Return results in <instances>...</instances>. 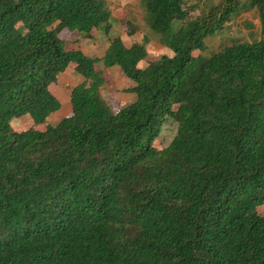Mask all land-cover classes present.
<instances>
[{"label": "trees", "instance_id": "1", "mask_svg": "<svg viewBox=\"0 0 264 264\" xmlns=\"http://www.w3.org/2000/svg\"><path fill=\"white\" fill-rule=\"evenodd\" d=\"M140 4L122 12L138 36L125 48L109 0H0V264H264V0ZM251 10L256 37L200 56ZM63 30L108 47L66 50ZM150 38L172 56L138 68ZM112 66L133 95L122 107L102 94L97 67ZM66 71L70 110L50 124Z\"/></svg>", "mask_w": 264, "mask_h": 264}, {"label": "rangeland", "instance_id": "2", "mask_svg": "<svg viewBox=\"0 0 264 264\" xmlns=\"http://www.w3.org/2000/svg\"><path fill=\"white\" fill-rule=\"evenodd\" d=\"M126 1L129 0H112V11L116 10L117 7L115 4L118 5H124ZM190 1V0H189ZM193 1V0H192ZM218 0H212V4L216 3ZM133 14L138 17L140 15V12L142 13V8L140 4V0H132L130 4ZM137 23H140V20H137ZM257 27L258 23L256 20V15L253 10L251 11H246L242 12L233 19H231L228 23L225 24L224 28L217 32L212 38L205 39V50L200 54L202 57H207L210 56L213 52H216L217 50L221 49L224 44H227V38L230 37L231 39L238 38L240 40H245L246 38L250 37L249 33H253L255 37L257 36ZM119 30L121 32L124 31L122 24L119 25ZM124 33V32H123ZM249 34V35H248ZM248 35V36H247ZM142 36V34L140 35ZM60 38H63V41H68L70 39V34L63 33L60 35ZM149 38V36H148ZM152 38H150L151 40ZM149 40V39H148ZM104 42H107L108 39L106 40L103 38ZM149 43V41H148ZM95 46V45H91ZM153 53H157L156 51H152ZM91 55H100V53H90ZM198 55V52H194L193 54ZM160 56V55H159ZM159 56H156L152 53L149 54L148 60H155ZM100 71H102L104 68L102 67H97ZM104 84L103 88L105 89V92L103 91L102 94H105V97H108L111 100H114V103L111 104L113 106H120L121 101H116L118 98L117 94H126L123 93V89L127 86L126 80L119 74L116 73L114 77L112 75L110 77L103 76ZM75 79V74L72 73L71 71H66L64 74H60L57 77L56 83L50 87V92L52 95H54L56 98L59 99L61 105L60 108V115L59 112L54 115V116H49L47 118L48 123L54 124L57 122L61 116H64L68 112V92L69 88L72 84H76L78 80ZM126 103V101L124 102ZM123 103V104H124ZM32 122L28 120L26 117H21V118H13L10 120L9 125L10 128L14 131H21L23 129H27ZM43 125H40L39 128L42 129ZM172 125L165 124L162 129L160 130V133L158 135V138L153 141L152 145L156 150H160L163 148L171 139L172 137ZM256 212L259 215L264 214V206L258 207L256 209Z\"/></svg>", "mask_w": 264, "mask_h": 264}, {"label": "crops", "instance_id": "3", "mask_svg": "<svg viewBox=\"0 0 264 264\" xmlns=\"http://www.w3.org/2000/svg\"><path fill=\"white\" fill-rule=\"evenodd\" d=\"M109 1L112 3V0H109ZM131 1L132 0L126 1V3L124 5H118V2H117V4L114 3V5H116V7L118 9H117V11L114 10V15H113L114 20H113L112 28L108 34V36H110V37H115V36L119 37L122 45L125 48H128L131 45V43L134 42L138 38V36H136L137 34H135V35L133 34L132 36H126L123 32H121V30H119L122 12H123V10H126L125 7L127 5L131 4ZM123 19H125V18H123ZM63 33L70 34V39L68 41H63L64 48L66 50H79L84 55H86L90 58H101V56L104 55V52L108 47V41L107 42L103 41V38H105L107 40V37L105 35H103L102 33H100L99 31H95L92 33L91 40L84 39V38L80 37L76 32H68L66 30L61 31L59 36L62 35ZM61 39H63V38H61ZM91 45H95V46H91ZM145 49H146L145 58L137 63V67L141 68V69H143L146 66L147 62L152 61V60H148V56L150 53H152L156 56H159V55H165L168 57L172 56V52L170 50L159 45L158 42L155 40H150L149 43L146 44ZM153 50L156 51L157 53H153L152 52ZM90 53H100V55L99 56L98 55L93 56ZM116 73L120 74L118 67L112 66V67L104 68L101 71V76L102 77L103 76L110 77L112 75V77H114ZM74 80H78V77L75 76ZM126 83H127V81H126ZM73 85H75V84H72L70 87H72ZM117 96H118V98L116 99V101H121V105L118 107H122L124 105H127L128 103H131L133 100V95L130 93H126V94L119 93V94H117ZM109 99L110 98L108 96V100ZM58 101H59V99H58ZM125 101H126V103H124ZM61 105L62 104L60 103V108H61ZM60 108L57 112L53 113L51 116L56 115L58 112L60 115L61 114ZM69 110H70V105L68 106V112H69ZM68 112L64 116H66L68 114ZM64 116H61L60 119L63 118Z\"/></svg>", "mask_w": 264, "mask_h": 264}]
</instances>
